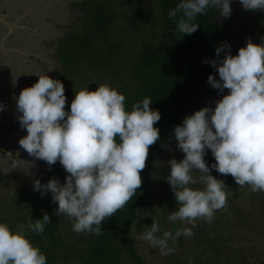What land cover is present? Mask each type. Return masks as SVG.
Returning <instances> with one entry per match:
<instances>
[{"label": "clouds", "instance_id": "clouds-1", "mask_svg": "<svg viewBox=\"0 0 264 264\" xmlns=\"http://www.w3.org/2000/svg\"><path fill=\"white\" fill-rule=\"evenodd\" d=\"M231 0H179L170 9V18L176 21V31L192 34L199 27L193 23L197 15L215 8L219 16L231 14ZM245 10L264 11V0H239ZM226 43L215 49L219 55ZM208 62V61H202ZM219 80L210 74L207 83L226 95L215 101L214 108L203 107L185 116L173 129L176 147L184 154L177 162H168L166 181L178 207L169 213L172 222L181 221L195 226L198 218L211 220L215 210L226 204L223 181L209 174L210 168L219 174L231 175L236 185H248L253 192H264V42L253 44L248 40L236 55L225 53L217 63L209 62ZM37 81L24 88L15 98L17 117L26 135L19 146L31 157L48 165L59 161L67 176L61 185L57 179L41 183L36 179L32 188L41 196L50 193L57 205L56 215H67L76 233L92 232L99 235L101 223L114 215L136 194L142 181L140 171L145 167L148 148L159 139L154 127L160 119L158 110L150 109L151 99L145 97L125 109V97L106 84L95 91L87 88L75 93L65 111L66 97L61 81L46 74L37 75ZM3 105H0V109ZM205 149L210 150L215 163L204 160ZM25 164V163H24ZM25 170L27 172L29 164ZM199 171L203 189L189 187L195 184L193 170ZM50 222L47 213L34 222L29 218L28 230L43 233ZM139 239L161 254L173 249L167 246L169 238L193 235L191 228L175 233L151 223ZM24 225L18 231L0 223V264H47L45 255L24 235Z\"/></svg>", "mask_w": 264, "mask_h": 264}, {"label": "rangeland", "instance_id": "rangeland-1", "mask_svg": "<svg viewBox=\"0 0 264 264\" xmlns=\"http://www.w3.org/2000/svg\"><path fill=\"white\" fill-rule=\"evenodd\" d=\"M160 1L0 0V105H3L0 109V223L6 224L11 231H18V225L21 224L24 225V235L29 231L27 218L41 203V194L32 188L34 180L39 179L43 184L49 179H56L58 173L68 175L59 161L48 165L29 156L19 146L18 141L26 135V130L19 125L17 117L21 114L16 110L15 98L22 89L37 81V75L43 74L63 84L65 111H69L75 93L85 88L95 91L102 84L113 88L114 82V89L119 93L133 90L137 85L133 67L139 62L140 53L151 46L152 35L158 34V30L150 28L148 21L157 12ZM233 4L234 0H231V13L234 10ZM230 31L231 39L237 43L238 48L244 47L248 40L253 44L264 42V32H260L251 15L249 20L230 21ZM107 36H110L108 42L103 43L105 53L110 54V42L119 45L118 53H114L110 59H104L97 49L99 42ZM62 41L65 42L61 52L64 59L60 60L58 53ZM227 93L225 89L224 95ZM220 98L222 96L208 98L204 107L214 108V102ZM200 109H194L186 116ZM171 139H174L173 133ZM171 139L164 145V153L157 156L152 170L150 188L146 191L148 210L138 209L139 216L131 225L129 238L137 254L148 264H200L204 260L201 258V261L197 256L199 246L193 241L195 237L199 241L202 232L216 241L223 253L240 250L244 256L240 258L242 261L239 264H264V194L253 192L248 185H236L231 175L226 181L225 174L223 176L211 168L210 175L228 184L226 204L215 210L212 217L224 224L222 232L213 234L211 220L205 218H198L194 227L180 221L181 227L191 228L193 235H182L181 240L178 237L169 238L167 246L173 252L168 255L161 254L158 246L153 247L138 238L148 230L146 227H150L152 222L159 225L160 231L156 236H162L163 232L168 231L175 237L171 226L176 222L170 221L168 216L178 205L164 178L168 176V162L172 159L179 162L184 154ZM204 160L208 165L215 163L210 150L205 149ZM26 164L30 165L27 172L24 170L28 167ZM161 171L163 177H160ZM193 171L196 183L189 187L203 189L199 171ZM43 197L45 207L42 215H55V226L60 238L56 245L47 249L50 255L59 258H55L54 264H82L85 258L83 253H76V257L72 255L68 262L62 256L65 250L70 253V247L60 251L63 250L62 246L71 241L79 252H83L84 241L77 238L87 237V232H74L73 221L64 214L57 216L52 210L55 203L51 201V194ZM20 207L23 209L19 212ZM22 216L25 218L22 219ZM197 225L204 229L198 232ZM68 234L76 239L68 238ZM193 250H197V254ZM129 263L126 260V264Z\"/></svg>", "mask_w": 264, "mask_h": 264}, {"label": "trees", "instance_id": "trees-1", "mask_svg": "<svg viewBox=\"0 0 264 264\" xmlns=\"http://www.w3.org/2000/svg\"><path fill=\"white\" fill-rule=\"evenodd\" d=\"M178 2L179 0H162L160 5L156 4L158 10L152 17H149L148 24L152 30H158V34L157 36L152 35L153 38H151L152 40L150 39L151 46L140 53V60L133 67V75L137 79L136 87L124 94L121 93L125 97L126 110L131 111L134 103L148 97L152 101L150 109L158 110L160 113L159 121L154 124V127L159 130V139L148 148L145 167L140 171L142 183L136 190V194L126 205L101 223L102 232L99 235L87 232V237L77 238V240L82 239L84 241L85 248L83 252H79L71 241L62 246L63 250L60 252H63L67 246L70 247V253L68 251L66 253L65 250L62 256L68 262L72 255L83 253L85 258H83L82 264H126V260H129V264H148L135 251L134 243L129 238V233L131 225L139 216L138 209L148 210L149 201L146 191L150 188L151 183L149 180L157 156L164 153V145L171 139L174 127L180 125L189 112L204 107L208 98L224 95V91L219 92L207 83V77L210 74L214 79L219 80L215 68L209 62L215 60L219 63L225 53L230 55L237 54L239 48L237 43L231 39L230 21L237 22L239 19L233 13L226 19H222L223 16H219V11L210 7L204 14L197 15L192 21L199 25L197 30L192 34L182 35L176 31V21L181 13H178L175 18H170L168 15L169 10L175 8ZM138 8L140 10V5H138ZM253 17L260 32H264V17ZM110 36L101 40L97 47L104 59H110L119 50V45L112 41L108 45L110 54L104 52L103 43L108 42L107 39ZM64 41L61 42V48L58 53L60 60L64 59L61 54L62 48L65 46ZM225 43L229 47H225L219 55H216L215 49ZM112 85L115 88L114 82ZM171 140L176 143L175 139ZM159 174H161L160 177H163L162 171ZM228 176L225 175L226 181L229 178ZM64 178L65 176H62L61 173H58L56 177L61 185L64 183ZM224 185V191L226 192L228 184L224 183ZM261 194H264V192ZM262 197L264 198V195ZM44 203L45 198L41 196L39 207L31 211V216L27 218L26 224L29 223V218L34 222L43 216ZM47 203L51 205L49 200H47ZM55 208H57V205H52V210L56 213ZM22 209L20 207L18 209L19 212ZM47 214L50 217V222L44 225L43 233L38 234L29 230L28 233H25V236L34 247H37L45 255L47 264H54L56 259L59 258L50 255L47 249L56 245L60 238L57 234L58 228L55 226V215ZM24 218L22 216V219ZM223 225L219 220L211 219L210 226L213 234L217 235L222 232L225 229ZM171 229L173 233L182 229L180 221H176V224L171 226ZM197 229L200 232L204 227L197 225ZM204 234L201 232L199 241L196 237L193 241L199 246V252L197 250L192 252L194 254L198 252L197 256L199 255L200 260L201 258L204 260H201L203 263L201 262L200 264H239L242 261L240 258H243L244 254L240 250L233 249L230 252L223 253L218 248V243L212 241L209 236L206 237ZM70 237L71 239H76L73 235L68 234V238ZM178 238L181 240L182 235ZM192 252L190 251V253Z\"/></svg>", "mask_w": 264, "mask_h": 264}, {"label": "flooded vegetation", "instance_id": "flooded-vegetation-1", "mask_svg": "<svg viewBox=\"0 0 264 264\" xmlns=\"http://www.w3.org/2000/svg\"><path fill=\"white\" fill-rule=\"evenodd\" d=\"M231 7V6H230ZM234 10H233V14L236 16V18L239 19V21H243L246 19H250V15L256 16L258 17H264V11H252V10H245L242 8V6L239 3V0H234V4H233ZM250 12H252L250 14ZM1 16H4V14H1ZM255 23V22H253Z\"/></svg>", "mask_w": 264, "mask_h": 264}]
</instances>
